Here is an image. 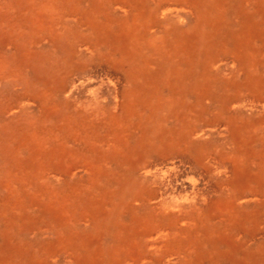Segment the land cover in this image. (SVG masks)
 <instances>
[{
  "label": "rangeland",
  "instance_id": "374dc122",
  "mask_svg": "<svg viewBox=\"0 0 264 264\" xmlns=\"http://www.w3.org/2000/svg\"><path fill=\"white\" fill-rule=\"evenodd\" d=\"M124 2L0 0V264H264V0Z\"/></svg>",
  "mask_w": 264,
  "mask_h": 264
},
{
  "label": "bare ground",
  "instance_id": "6f19581e",
  "mask_svg": "<svg viewBox=\"0 0 264 264\" xmlns=\"http://www.w3.org/2000/svg\"><path fill=\"white\" fill-rule=\"evenodd\" d=\"M119 2H120V4H121V2H124V1H126V0H118ZM141 2V0H128V2L126 3V2H124L123 4H124V6H125V8L128 10V11H131V10H134L133 8L136 6H138L139 5V3ZM188 7V6H187ZM192 6H189V8H191ZM177 8V7H176ZM241 9V8H240ZM177 11V10H176ZM179 11V10H178ZM139 13L140 14H137V13H135V15L137 16V17H141L142 18V14H141V12L139 11ZM176 13H178V12H176ZM225 13V12H224ZM109 14V13H108ZM111 14V13H110ZM112 15V14H111ZM117 15V14H116ZM176 15V14H175ZM160 16V15H159ZM116 17V16H115ZM220 19V18H219ZM113 20V19H112ZM174 21V20H173ZM231 21V20H230ZM175 22H176V20H175ZM177 23V22H176ZM227 23V22H226ZM174 25H176V24H174ZM179 25V24H178ZM238 26V25H237ZM174 27V26H173ZM237 29V28H236ZM125 30V29H124ZM113 31V30H112ZM128 35L129 34H125L124 36L126 37V38H128ZM137 39V38H136ZM171 40V39H170ZM140 42V41H139ZM138 42V43H139ZM133 43V42H132ZM133 45V44H132ZM140 45V44H139ZM127 48V47H126ZM141 48V47H140ZM140 48H139V50H140ZM136 50V49H135ZM137 50H138V48H137ZM142 50V49H141ZM92 53V52H91ZM142 53V52H141ZM222 54V53H221ZM187 56V55H186ZM136 57V56H135ZM103 69V68H102ZM175 70V69H174ZM101 72V71H100ZM155 75V74H154ZM112 76V75H111ZM214 78V77H213ZM222 79V78H221ZM221 81V80H220ZM75 82V81H74ZM219 83H221V82H219ZM117 89V88H116ZM219 89H221V88H219ZM218 96V95H217ZM90 109V108H89ZM260 109V108H259ZM203 113H205V112H203ZM205 124V123H204ZM177 125H179V124H177ZM203 126V125H202ZM216 137V136H215ZM42 144V143H41ZM3 155V154H2ZM215 156V155H214ZM217 156V155H216ZM5 157V156H4ZM123 157V156H122ZM4 159V158H3ZM167 160V159H166ZM27 163V162H26ZM157 165V164H156ZM161 165V164H160ZM6 167V166H5ZM34 170V169H33ZM107 171V170H106ZM19 172H21V171H19ZM105 172V171H104ZM162 176V175H161ZM180 176V175H179ZM112 179V178H111ZM168 179V178H167ZM182 181V180H181ZM42 183V182H41ZM70 183V182H69ZM202 185V184H201ZM4 186V185H3ZM152 187V186H151ZM196 187V186H195ZM198 187H199V185H198ZM32 188V187H31ZM119 189V188H118ZM195 190V189H194ZM182 192V191H181ZM187 193V192H186ZM201 193V192H200ZM203 195H205L204 193H203ZM160 196V195H159ZM24 197V196H23ZM139 198V197H138ZM224 198H227V197H224ZM115 205V204H114ZM117 206V205H116ZM114 209V208H113ZM132 209V208H131ZM143 221V220H142ZM175 224V223H174ZM163 225V224H162ZM161 225V226H162ZM171 227H172V225H171ZM180 227V226H179ZM179 229H181V228H179ZM134 231V230H133ZM165 231V230H164ZM174 232V231H173ZM175 235V234H174ZM132 236H133V234H132ZM73 238H75V237H73ZM188 238V237H187ZM76 240V239H75ZM184 240V239H183ZM182 240V241H183ZM176 241V240H175ZM74 242V241H73ZM174 242V241H173ZM185 242V241H184ZM170 244V243H169ZM111 257V256H110ZM111 259H112V257H111ZM167 262V261H166Z\"/></svg>",
  "mask_w": 264,
  "mask_h": 264
}]
</instances>
